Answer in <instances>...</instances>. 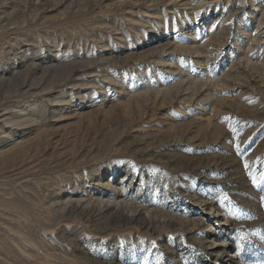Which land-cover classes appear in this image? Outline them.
Listing matches in <instances>:
<instances>
[{
  "label": "rangeland",
  "instance_id": "rangeland-1",
  "mask_svg": "<svg viewBox=\"0 0 264 264\" xmlns=\"http://www.w3.org/2000/svg\"><path fill=\"white\" fill-rule=\"evenodd\" d=\"M0 264H264V0H0Z\"/></svg>",
  "mask_w": 264,
  "mask_h": 264
}]
</instances>
